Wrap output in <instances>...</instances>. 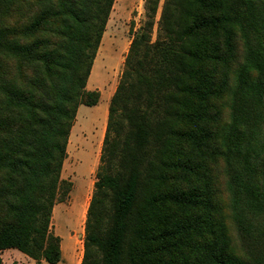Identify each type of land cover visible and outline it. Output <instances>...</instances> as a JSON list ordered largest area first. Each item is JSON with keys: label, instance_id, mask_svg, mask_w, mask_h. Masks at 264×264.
Here are the masks:
<instances>
[{"label": "trees", "instance_id": "trees-1", "mask_svg": "<svg viewBox=\"0 0 264 264\" xmlns=\"http://www.w3.org/2000/svg\"><path fill=\"white\" fill-rule=\"evenodd\" d=\"M114 3L0 0V251L62 260L53 210L79 107L100 100L87 84ZM159 3L147 0L111 98L80 264H264V162L260 193L244 178L260 147L243 117L260 101L264 118V0H165L152 41ZM219 160L235 165L247 256Z\"/></svg>", "mask_w": 264, "mask_h": 264}, {"label": "rangeland", "instance_id": "rangeland-1", "mask_svg": "<svg viewBox=\"0 0 264 264\" xmlns=\"http://www.w3.org/2000/svg\"><path fill=\"white\" fill-rule=\"evenodd\" d=\"M147 0H115L109 16L102 41L97 51L91 74L88 79L89 90H99L97 105H80L74 126L69 137L67 158L64 161L61 178L64 181L59 199L54 207L51 232L61 238L62 260L57 264H80L84 254L85 223L88 208L95 192V183L100 165L111 98L115 93L124 69L134 37L142 30L147 21ZM165 0H160L155 25L151 33L152 41L158 37V26ZM246 102L243 117L251 120L260 150L250 159L259 168L255 173H246L253 186L263 193L261 166L264 162V118L261 102ZM230 107L226 119L231 122ZM226 135L225 130H222ZM216 183L219 199L225 214L228 233L232 246L242 256L248 250L242 243L232 211V191L235 182V165L229 167L223 160L216 163ZM86 210V213H85ZM184 213L183 210H177ZM85 214V215H84ZM2 264H52L46 259L31 258L18 249L0 251Z\"/></svg>", "mask_w": 264, "mask_h": 264}, {"label": "bare ground", "instance_id": "bare-ground-1", "mask_svg": "<svg viewBox=\"0 0 264 264\" xmlns=\"http://www.w3.org/2000/svg\"><path fill=\"white\" fill-rule=\"evenodd\" d=\"M85 213H86V210H85ZM85 215V214H84Z\"/></svg>", "mask_w": 264, "mask_h": 264}]
</instances>
